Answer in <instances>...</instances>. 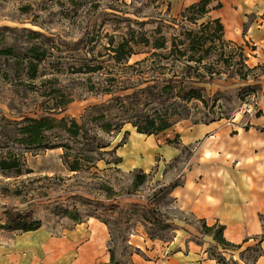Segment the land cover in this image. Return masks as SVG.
<instances>
[{
	"label": "rangeland",
	"instance_id": "rangeland-1",
	"mask_svg": "<svg viewBox=\"0 0 264 264\" xmlns=\"http://www.w3.org/2000/svg\"><path fill=\"white\" fill-rule=\"evenodd\" d=\"M185 5V0H0V49L14 51L10 55L0 53V131L7 128L14 132L24 116L53 112L58 119L75 118L92 135L111 143L107 149L90 151L88 140L71 139L59 128L50 131L52 138L69 143L73 153L93 155L90 167L79 172L66 167L64 148L7 147L22 153L25 170L33 172L20 176L0 172V241L16 231L8 228V215L26 213L55 232L89 217L102 220L110 229V253L113 251L120 264L130 263L132 255L145 253L155 243L173 239L177 227L171 219L176 214L183 216L175 210L170 189L182 182L196 145L184 147L179 157L162 162L161 168L156 166L147 172L144 182L138 183L140 170L126 171L120 162L107 161H117L118 148L127 142L132 129L130 141L121 150L126 159L123 167L139 164L150 168L157 135L147 138L136 132L128 121L130 114H123L118 108L120 101L113 97L154 84L157 63L182 70L187 58L182 52L189 44L185 35L194 29L204 33L208 43L198 50L197 55L203 59L192 64L191 75L197 79L201 73L211 82L197 84L204 87V101L189 102L184 120L199 123L242 118L246 122L264 109V87L259 83L264 65L255 63L252 46L228 39L225 33L220 38L215 23L205 26L206 16H183L188 7ZM213 6L214 2L209 7ZM129 31L138 39L143 33L152 41L165 35V56L145 60L152 54V42L149 46L138 45V53L127 63L112 59L108 49L111 35L120 41L124 35L130 37ZM40 42L50 56L40 65L37 76L31 78L26 64L16 59L22 60L28 48ZM191 52L188 50V55ZM242 55L247 57L246 66H242ZM85 61L102 68L96 72L78 71ZM107 87L116 91L109 93ZM150 90L157 93V86ZM69 99L72 101L65 110L57 106ZM144 107L150 110L162 106L153 102ZM249 107L253 108L251 113ZM107 123L111 124L110 131L105 130ZM119 125L122 127L118 132ZM160 139L179 141L165 134ZM126 155L134 157L135 163L128 164ZM57 207L69 212L57 214ZM256 254L253 251L247 256L253 260Z\"/></svg>",
	"mask_w": 264,
	"mask_h": 264
},
{
	"label": "crops",
	"instance_id": "crops-1",
	"mask_svg": "<svg viewBox=\"0 0 264 264\" xmlns=\"http://www.w3.org/2000/svg\"><path fill=\"white\" fill-rule=\"evenodd\" d=\"M197 1L185 0V6ZM213 2L221 5L210 15L221 19L225 36L250 44L255 63L264 65V0ZM259 78L264 87V66ZM242 121L178 122L155 136L154 161L148 169L139 164L123 167L121 150L130 141L129 129V139L118 148L126 171L159 169L162 162L179 157L184 147L196 146L182 182L170 189L175 210L183 216L171 219L177 227L173 239L135 253L128 264H221L212 250L238 264H264V109L261 116ZM163 134L178 137L180 145L160 139ZM127 160L132 164L136 159ZM200 219L207 225H223L225 238L242 247L225 252L212 235L202 232ZM110 237L108 225L96 217L57 232L46 226L16 230L0 241V264H114ZM252 246L261 250L254 260L247 256Z\"/></svg>",
	"mask_w": 264,
	"mask_h": 264
},
{
	"label": "trees",
	"instance_id": "trees-1",
	"mask_svg": "<svg viewBox=\"0 0 264 264\" xmlns=\"http://www.w3.org/2000/svg\"><path fill=\"white\" fill-rule=\"evenodd\" d=\"M212 2L213 0H199L192 3L188 5L182 15L186 16L187 13H192L201 14V17L206 16L208 21L205 26L215 23L216 31L219 33V37L222 38V35L224 34V25L221 19L213 18L209 15L213 8H218L221 4L218 3L210 8L209 6ZM33 34L39 35L40 33L33 31ZM185 36L189 40V44H187L185 51L182 52L184 56H187L186 63L182 67V70H178L175 65H159L157 63V77L153 76L154 78H152L155 81L154 84L147 85L142 89H136L133 93H129L124 96L119 95L113 97V100L120 101L118 107L119 110H121L123 114H130L128 121L136 127V130L139 133L146 135H158L163 133L171 129L181 120L187 118L186 109L189 102L193 99H200L204 101V87L197 86V84H206L211 81L201 73H198L196 75L197 79H194L191 75V70L194 68L192 65L193 63L202 62L203 57L197 55V52L207 45L208 37L204 33L200 34L194 29L188 30ZM115 37V35H111L110 46L108 49L110 50L109 54L112 59L119 63L129 62L131 56L138 53L136 49L138 45L143 44L149 46L152 42V54L150 57L145 58V60L152 59L156 56H165V54L162 53V51L167 48L166 43L168 42V39L165 35H161V37L155 38L153 41L143 33L139 36V39L136 34H130V37H126V35H124L120 41H116ZM45 46L46 45L41 42L35 43L24 53L22 60L21 58L16 59L18 62L20 61L26 64L31 78H35L37 76L40 65L47 59L48 56H50L48 54L49 50ZM188 50H192L194 52H191L188 55ZM13 52L14 51L11 48L0 49V53H6L8 55H10V53L13 54ZM246 59L247 57L242 55V66H246ZM136 63L139 64L141 62L138 61ZM99 68H102L101 65H93L92 63L85 61L77 70L88 73L96 72ZM246 76L247 74L243 75L244 78H246ZM155 86H157V93L150 90L151 87ZM106 91L114 93L116 90L111 87H107ZM126 100L128 103L125 102ZM71 101V99L62 101L57 106L62 108L61 110H65L66 106ZM153 102L160 104L162 107L150 110L144 107L147 103ZM261 114L262 111H258L257 116H261ZM53 115L54 113L50 112L41 114L39 117L24 116L21 121V126L16 127L14 132L7 128H3V130L0 131V172L4 175L12 173L15 176L33 172L32 169L25 170L26 158L22 155V153L13 148L6 149L7 147L18 144L21 147L25 146L27 148H36L39 150L64 148V163L69 171L79 172L89 168V161L94 159L93 155L81 151L73 153V147L69 143H63L62 141L51 137L49 132L55 128L61 129L62 133L69 135L71 139L83 138L88 140L90 142V147L92 146V148L89 149L90 151L95 150V148L101 151L102 149L110 147V142H105L98 135H92L90 130L84 124H80L75 118L69 119L68 117H62L58 119ZM210 121H215V119ZM121 127L122 125H119L117 128L118 132L121 130ZM105 130H111L110 123H107ZM168 142L178 146L180 145V142L176 139H169ZM118 162H121V157H117V161L115 162L107 161L108 164ZM135 170H140V172H142L137 174V177L139 178L137 182H144L148 177V173L141 171L142 169ZM178 184L179 183H174L172 187ZM56 212L57 214H61L69 211L65 207H57ZM261 219L264 226V215H261ZM200 223L202 226V232L205 235H212L217 244L221 246L225 252L234 251L242 247V244L232 243L225 238L223 225H207L203 219H200ZM39 227V222L34 220L31 213L8 215V228L11 230L29 231L35 230ZM247 250L249 253L253 251L257 252L253 260L261 253L258 246L248 247ZM210 254L221 264H238L234 259H227L220 251L217 252L216 250H212ZM111 261L114 264H120L115 261L113 251L111 253Z\"/></svg>",
	"mask_w": 264,
	"mask_h": 264
},
{
	"label": "built area",
	"instance_id": "built-area-1",
	"mask_svg": "<svg viewBox=\"0 0 264 264\" xmlns=\"http://www.w3.org/2000/svg\"><path fill=\"white\" fill-rule=\"evenodd\" d=\"M252 107H249V109H247V111L249 112V113H251L252 112Z\"/></svg>",
	"mask_w": 264,
	"mask_h": 264
},
{
	"label": "bare ground",
	"instance_id": "bare-ground-1",
	"mask_svg": "<svg viewBox=\"0 0 264 264\" xmlns=\"http://www.w3.org/2000/svg\"><path fill=\"white\" fill-rule=\"evenodd\" d=\"M136 145V144H135ZM137 146H139L138 144H137ZM141 147V145L139 146V148Z\"/></svg>",
	"mask_w": 264,
	"mask_h": 264
}]
</instances>
